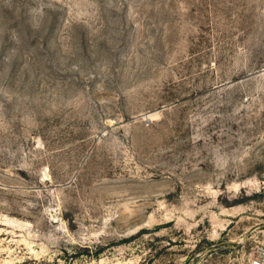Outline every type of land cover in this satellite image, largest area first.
Masks as SVG:
<instances>
[{
    "label": "rangeland",
    "instance_id": "374dc122",
    "mask_svg": "<svg viewBox=\"0 0 264 264\" xmlns=\"http://www.w3.org/2000/svg\"><path fill=\"white\" fill-rule=\"evenodd\" d=\"M258 248L264 0H0V264Z\"/></svg>",
    "mask_w": 264,
    "mask_h": 264
},
{
    "label": "built area",
    "instance_id": "2783aa9c",
    "mask_svg": "<svg viewBox=\"0 0 264 264\" xmlns=\"http://www.w3.org/2000/svg\"><path fill=\"white\" fill-rule=\"evenodd\" d=\"M248 264H264V249L258 248L255 255L249 260Z\"/></svg>",
    "mask_w": 264,
    "mask_h": 264
},
{
    "label": "water",
    "instance_id": "95a60500",
    "mask_svg": "<svg viewBox=\"0 0 264 264\" xmlns=\"http://www.w3.org/2000/svg\"><path fill=\"white\" fill-rule=\"evenodd\" d=\"M149 119H150V118L147 116V117L145 118V121H149Z\"/></svg>",
    "mask_w": 264,
    "mask_h": 264
},
{
    "label": "bare ground",
    "instance_id": "6f19581e",
    "mask_svg": "<svg viewBox=\"0 0 264 264\" xmlns=\"http://www.w3.org/2000/svg\"><path fill=\"white\" fill-rule=\"evenodd\" d=\"M5 222H7V220H6ZM7 223H8V222H7Z\"/></svg>",
    "mask_w": 264,
    "mask_h": 264
}]
</instances>
